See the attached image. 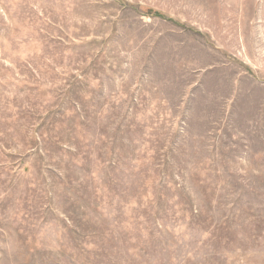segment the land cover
<instances>
[{
	"label": "rangeland",
	"instance_id": "obj_1",
	"mask_svg": "<svg viewBox=\"0 0 264 264\" xmlns=\"http://www.w3.org/2000/svg\"><path fill=\"white\" fill-rule=\"evenodd\" d=\"M0 264H264V0H0Z\"/></svg>",
	"mask_w": 264,
	"mask_h": 264
}]
</instances>
